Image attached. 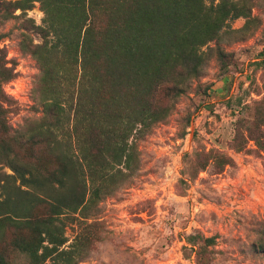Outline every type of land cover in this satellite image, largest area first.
Returning a JSON list of instances; mask_svg holds the SVG:
<instances>
[{"label": "trees", "instance_id": "16d2710c", "mask_svg": "<svg viewBox=\"0 0 264 264\" xmlns=\"http://www.w3.org/2000/svg\"><path fill=\"white\" fill-rule=\"evenodd\" d=\"M251 1L0 0L6 16L36 3L44 12L41 24L29 19L42 41L22 42L40 66L32 98L43 116L29 133L7 118L13 99L4 85L18 73L0 48V162L13 171L0 175V264H79L90 256L101 237L86 223L89 211L134 169L136 140L205 74L212 52L203 47L240 17L246 22L234 31L249 29ZM217 59L227 71L231 53L218 47ZM254 110L244 122L264 150V96ZM215 153L221 164L235 163ZM77 220L82 229L67 245V225ZM187 241L199 261L217 246V236L201 232Z\"/></svg>", "mask_w": 264, "mask_h": 264}, {"label": "rangeland", "instance_id": "374dc122", "mask_svg": "<svg viewBox=\"0 0 264 264\" xmlns=\"http://www.w3.org/2000/svg\"><path fill=\"white\" fill-rule=\"evenodd\" d=\"M251 5L249 29L234 31L246 22L240 17L204 46L212 52L205 74L173 102L165 121L136 140L134 169L89 211L86 223L95 225L91 231L101 239L79 264H264V150L248 136L244 122L264 96L259 65L264 64V0ZM43 17L39 3L10 16L0 6V48L18 73L4 85L13 99L7 118L23 133L43 116V107L32 98L40 66L22 48L26 38L42 41L29 19L41 24ZM218 47L231 53L227 71L220 67ZM215 151L235 163L221 164ZM205 159L209 163L201 168ZM12 173L0 162L1 177ZM82 226L79 220L67 225V245ZM197 232L217 236V246L208 247L200 261L187 241Z\"/></svg>", "mask_w": 264, "mask_h": 264}]
</instances>
